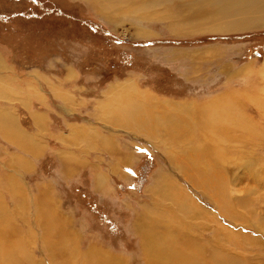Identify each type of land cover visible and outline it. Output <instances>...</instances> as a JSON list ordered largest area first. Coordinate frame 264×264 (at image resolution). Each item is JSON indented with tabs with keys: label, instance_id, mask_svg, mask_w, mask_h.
Wrapping results in <instances>:
<instances>
[{
	"label": "rangeland",
	"instance_id": "374dc122",
	"mask_svg": "<svg viewBox=\"0 0 264 264\" xmlns=\"http://www.w3.org/2000/svg\"><path fill=\"white\" fill-rule=\"evenodd\" d=\"M100 4L0 0V264H147L135 222L146 211L156 219L143 228L170 222L264 264V25L230 29L214 0ZM126 80L134 121L140 106L218 99L245 128L218 133L197 109L196 137L176 153L182 142L109 117V87Z\"/></svg>",
	"mask_w": 264,
	"mask_h": 264
},
{
	"label": "bare ground",
	"instance_id": "6f19581e",
	"mask_svg": "<svg viewBox=\"0 0 264 264\" xmlns=\"http://www.w3.org/2000/svg\"><path fill=\"white\" fill-rule=\"evenodd\" d=\"M96 1L100 2L101 3L100 5L102 6V8L106 9V10L109 7L112 8V6H114L113 0H96ZM120 1L122 2V0H120ZM137 1L146 2L147 0H137ZM214 2H216L219 5L221 12L224 10V12H225L224 15H227L225 17L229 18V25L228 26L230 29H232V27H234V26H235V28H233V29H241V28L245 29L248 27H257V26H263L264 25V0H214ZM152 4H154V3H152ZM199 6L201 9H204L203 5L201 3H199ZM115 7L116 6H114L112 9H115ZM212 11H214L213 8H212ZM219 16H220V14H219ZM227 22H225V23H227ZM222 23H224V22H222ZM262 66L264 67V61L262 63ZM109 90L108 91H109V95H110V102L108 105L110 107V112H111V114H110V112L108 111L109 117L113 118L112 113L115 111L120 112L123 119H124V120H120V121L127 123V124L125 123V125L123 124L124 126H126V127L128 126V128H132L133 131L136 130V128L142 129V133L145 135V137L148 138L149 140H152V142L157 141L160 144L165 143V145L166 144L168 145V142H174V141H177L178 143L182 142L183 143L182 146L180 148H178V151H175L176 153L180 152L179 151L180 149L183 150L184 147H187L188 142L191 138L196 137V135H195V127L196 126L194 124H198V122L195 121L194 118L199 114V113L197 115L195 114L197 109L200 111V113L203 117H207L206 119L209 122H211L213 125H215V128L218 127L217 128L218 133L219 132L223 133V129H225V127H228V126L224 125L225 122L227 123V125H229L228 123H229V121H231V123H230L231 128H234L233 125H235V124H232L234 122V119H232L233 122H232V120H228L227 115H226L228 110H225V107L223 106V104H220V102H218V99H214L212 101L210 100L211 102H208V103H206L208 99L206 101H202L201 103L193 100L194 102L192 101V103H191L192 106L187 101L176 102V103H172V104H166V109H164L162 111L154 110V113L152 112L151 109H149L150 107L145 108V105L140 106V108L137 111L135 108V112L140 113L141 117L134 121V119L131 117L132 115H130V113L128 114L130 116H126L125 112L123 111V109H124L123 107L129 106L128 104H129V101L131 99L128 95L129 92L135 90V86L133 84H131V81L126 80L124 83L118 84L112 88L109 87ZM138 97L143 98V95H140ZM133 101L134 100H132V103H133ZM137 101H139V100L137 99L136 102ZM220 101H222V103L224 102L223 99ZM230 102L228 101L227 103H230ZM157 103H159V102H157ZM185 103H188V105H185ZM130 105H131V103H130ZM136 105H138V104H136ZM224 105H226V104H224ZM193 108H194V111H193ZM132 109H134V108H131V110ZM125 110H126V108H125ZM134 113H133V115H134ZM229 113L230 112H228V114ZM38 115L40 116V114H38ZM3 116H5V115H3ZM233 116H235V114ZM34 118H35L36 122L40 121V118L36 117L35 115H34ZM238 121L241 122L239 127L245 128L243 126L244 121L237 119V122H236V120H235V122L237 124H238ZM209 122L206 121V124ZM245 123H247V122L245 121ZM6 126L9 129L14 127L12 124H10L8 122H7ZM210 129H212V128H210ZM215 131H216V129H215ZM17 132L21 138V142H25L26 138L24 139L21 136V133L19 131H17ZM202 134H203V138H204L207 135L211 134V131H205ZM199 136H200V134L198 135V137ZM212 140H214V139H212ZM200 148H202V146H200ZM167 149H169V148H167ZM193 150H194V147L193 148L191 147L190 151L186 150L187 154H189V155H186L183 152L182 153L184 154V157H190L189 159L192 161L191 157L195 156L194 154H192V153H194ZM213 151H211V152H213ZM216 152H215V154H216ZM193 167H195V166H193ZM203 169H205V168H203ZM209 189H211V188H209ZM213 189L214 188H212V190ZM164 190H166V189H164ZM162 192H165V191H162ZM164 194H166V192L163 193L162 195H164ZM226 209L228 211V208H226ZM153 219H156V218L155 217L148 218L147 211H146L142 215H139V216L137 215L136 220H135L136 224L138 225V227L136 228V231H137L138 235H141V237H142V245L144 248L143 253L146 254V258H148L147 264H239L240 263V262L237 263L236 262L237 260L235 261V258L232 256H229L230 258H227V259L224 258L226 253H224L223 250L221 252H219L215 246H210V247L200 246L198 241L196 240L197 238H199V236L196 235L197 236L196 239H193L194 235L182 232L179 228H175V226L173 224H171L170 222L167 225L162 224V223H157V224L150 223V225H151L150 227H146V228L141 227V225H140L141 221L153 220ZM151 222H153V221H151ZM176 224H178V223H176ZM186 225H187V223H186ZM192 225L194 227L196 225V223L194 222ZM183 228H184V226H183ZM185 229L186 228H184V230ZM212 233H214V235H215L214 230L212 231ZM214 237L215 236H213V238ZM214 239H215V241H217L216 238H214ZM208 242H207V244H209ZM179 243H181L182 246H180ZM100 253H102V252H100ZM86 254H88V253H86ZM104 260H105L104 264H124V261H125L124 259H121V258L119 259L116 256L114 257V255L111 256L108 254L106 255V258H105V254H104ZM77 262H78V260H77ZM100 262L101 261L91 260L90 264H103ZM8 264H12V261L9 260ZM19 264H21V262H19ZM81 264H88V262H86L84 260V258L82 257Z\"/></svg>",
	"mask_w": 264,
	"mask_h": 264
},
{
	"label": "crops",
	"instance_id": "0c3cea01",
	"mask_svg": "<svg viewBox=\"0 0 264 264\" xmlns=\"http://www.w3.org/2000/svg\"><path fill=\"white\" fill-rule=\"evenodd\" d=\"M37 114V113H36Z\"/></svg>",
	"mask_w": 264,
	"mask_h": 264
}]
</instances>
